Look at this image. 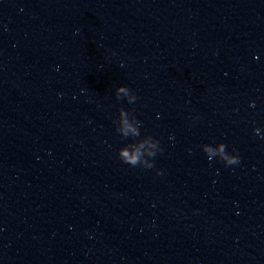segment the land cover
I'll return each instance as SVG.
<instances>
[{
    "label": "clouds",
    "instance_id": "9594fccd",
    "mask_svg": "<svg viewBox=\"0 0 264 264\" xmlns=\"http://www.w3.org/2000/svg\"><path fill=\"white\" fill-rule=\"evenodd\" d=\"M115 95L117 99L126 98L129 103H133L137 97L130 92L129 88L120 85L115 89ZM129 112L121 108L119 110V121H120V128H116V131L120 133L123 137H129V133H132V138L134 142L126 144L124 147H121L118 151L119 158L124 162L131 166H137L141 165L144 168H152L154 166L153 161L146 162L144 157V152L142 151L145 148V143H150L152 151H149L147 155L149 157H155L157 152L162 151L159 147V142L152 138L151 136L148 137V140L145 141L143 139L135 140L136 137L140 136L139 131L137 128L133 127L132 124L129 122ZM136 118L135 116H133ZM137 123L140 124V122L137 120ZM254 132L259 135V128L254 129ZM219 151L213 149L209 144H205L202 146L203 151L207 155L209 160H212L213 157H218L224 161L226 165H234L239 163V156L229 154L226 151V146L223 143H219ZM235 151V150H234ZM158 174H162L158 171Z\"/></svg>",
    "mask_w": 264,
    "mask_h": 264
}]
</instances>
